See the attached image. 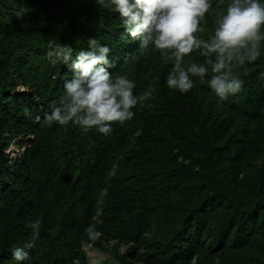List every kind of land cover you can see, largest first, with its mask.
<instances>
[{"label":"trees","instance_id":"obj_1","mask_svg":"<svg viewBox=\"0 0 264 264\" xmlns=\"http://www.w3.org/2000/svg\"><path fill=\"white\" fill-rule=\"evenodd\" d=\"M230 2L210 0L198 38ZM89 39L110 48L109 71L134 95L151 93L108 135L46 119L71 79L49 41L75 58ZM193 62L205 63L199 50ZM173 65L154 46L140 56L97 0H0V264H89L87 244L108 255L97 264H264V41L233 68L242 89L224 101L210 66L188 92L169 89ZM37 219L35 247L17 261Z\"/></svg>","mask_w":264,"mask_h":264},{"label":"clouds","instance_id":"obj_2","mask_svg":"<svg viewBox=\"0 0 264 264\" xmlns=\"http://www.w3.org/2000/svg\"><path fill=\"white\" fill-rule=\"evenodd\" d=\"M97 3L119 13L129 37L139 42L140 56L154 46L162 55L174 59L166 84L181 93L193 88L192 77L203 80L210 66L209 87L224 101L242 89L243 81L233 73V68L254 62L260 56L264 41V3L260 0H231L226 13L217 19L214 34L207 39L198 38L197 33L205 31L201 21L212 7L210 0H97ZM195 50L200 51L205 63L185 64L184 58ZM109 53L107 45L89 39L87 49L76 52L73 58L71 45L49 41L50 62L67 65L71 73V79L65 80L64 94L52 112L46 114L49 125L72 122L85 132L95 128L108 135L113 124L124 125L134 117L132 109L151 93L136 96L134 81L122 75L113 76L109 69L115 67V62L109 59ZM41 223L37 219L27 224L31 238L24 247L13 250L17 261L27 259L26 249L35 247ZM85 231L90 239H97L98 233L92 226Z\"/></svg>","mask_w":264,"mask_h":264},{"label":"rangeland","instance_id":"obj_3","mask_svg":"<svg viewBox=\"0 0 264 264\" xmlns=\"http://www.w3.org/2000/svg\"><path fill=\"white\" fill-rule=\"evenodd\" d=\"M84 249H85L87 256L89 258V264H97L99 261L108 257V255L106 253L95 250V249L91 248L90 246L85 245Z\"/></svg>","mask_w":264,"mask_h":264}]
</instances>
